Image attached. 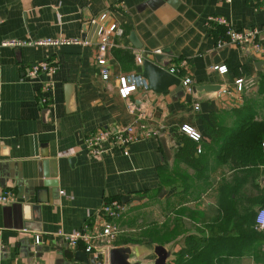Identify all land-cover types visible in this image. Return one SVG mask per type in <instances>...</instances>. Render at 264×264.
<instances>
[{
  "label": "crops",
  "instance_id": "crops-1",
  "mask_svg": "<svg viewBox=\"0 0 264 264\" xmlns=\"http://www.w3.org/2000/svg\"><path fill=\"white\" fill-rule=\"evenodd\" d=\"M210 15L224 17L236 30L264 24V7L252 0H0V190L13 193L11 203L0 202V264H84L64 258L68 247L57 232L71 233L85 223L101 227L109 221L101 212L106 202L125 205L112 220L121 232L111 247L128 246L129 260L140 264L154 262L156 245L171 250L168 263L188 235L207 236L208 226H219L225 240L233 241L235 219L248 211L253 217L264 206V160L234 167L230 150H219L230 144L223 145V134L248 115L241 106L257 108L261 120L264 59L244 47L218 46L223 27H208ZM111 23L122 33L109 35L110 76L103 80L97 30ZM45 37H86L91 43L3 45ZM259 39L264 47V34ZM155 49L161 53L152 55ZM137 54L159 57L163 68L178 69L180 80L190 76L192 92L171 85L167 93L138 89L121 98L117 78L142 74ZM47 60L56 65L53 71L26 73ZM44 84H51L47 105L39 101ZM131 123H143L156 135L139 136L123 148L105 143L98 157L86 153L87 133ZM184 124L200 134L194 165L177 155L189 137L180 129ZM38 175L44 185L18 198V183ZM252 227L262 236L250 243L255 252L246 246L227 256L231 264L264 253V229ZM246 239L241 237L243 245ZM68 249L86 253L82 245ZM101 255L107 264V251Z\"/></svg>",
  "mask_w": 264,
  "mask_h": 264
},
{
  "label": "built area",
  "instance_id": "built-area-1",
  "mask_svg": "<svg viewBox=\"0 0 264 264\" xmlns=\"http://www.w3.org/2000/svg\"><path fill=\"white\" fill-rule=\"evenodd\" d=\"M230 2L231 0H223ZM254 3L264 7V0H252ZM101 19V18H100ZM206 25L208 27L221 26L223 27V35L217 39L218 46L235 45L247 48L251 50L256 56L264 59V47L259 39L261 34H264V24L259 27H250L244 29H233L230 23L222 16L210 15L206 19ZM122 33V30L116 23H111L107 28L99 25L97 30V65L99 67V74L103 80H107L110 76V68L107 65L106 51L109 45V35L112 32ZM91 40L83 37L63 38V37H45L35 40H20V41H7L3 42V45L9 46H23V45H37V46H66V45H87ZM161 49H155L153 54H160ZM135 62L142 64L143 57L139 54L135 55ZM185 60L179 62L183 64ZM56 68V65L50 61H39L31 64L26 73L29 76H35L38 73H49ZM213 69L223 74L227 72L225 65H215ZM170 73L176 75L178 69L171 67L167 69ZM118 93L121 98H128L129 95L137 91L138 89L147 91L149 90L148 81L139 73H128L121 75L117 78ZM181 85L189 93L192 92V79L190 76H186L180 80ZM236 90L241 91L243 84L242 79L235 80ZM51 84H44L42 86L39 101L43 105H47L50 102L49 91ZM131 113H134L138 108L134 103H129L127 106ZM197 109V108H196ZM139 111V110H138ZM142 114L138 112L137 119H140ZM260 119L264 121V109L260 113ZM181 131L187 134L195 141L200 139V134L197 133L191 126L184 124L181 126ZM156 135V131L148 129L143 123L127 124L117 129L99 128L95 131L89 132L84 136L83 145L86 153L93 157L101 156L104 153L103 145L110 143L112 147L123 148L132 141L136 140L139 136ZM264 150V141L261 144ZM13 193L9 189L0 190V202L8 204L12 202ZM101 212L109 217V221L105 222L101 227L97 225H91L85 223L80 229L66 233L61 230L57 232V235L61 237L68 248H77L83 246L84 251L87 254H93L95 258H98L102 253L108 251L121 230L112 222L114 218H118L122 212L125 211V205L120 201L106 202ZM254 224L257 229H264V206L258 207L254 212ZM35 243H39V235H35Z\"/></svg>",
  "mask_w": 264,
  "mask_h": 264
},
{
  "label": "trees",
  "instance_id": "trees-1",
  "mask_svg": "<svg viewBox=\"0 0 264 264\" xmlns=\"http://www.w3.org/2000/svg\"><path fill=\"white\" fill-rule=\"evenodd\" d=\"M262 97L264 98V92L262 93ZM239 109L247 111L248 115L239 119L240 123L238 125L235 124L233 129L223 134L221 138L223 145L225 142L230 144H228V147H221L219 150H230L231 154L237 160V162L234 160V167L240 165H255L258 161L264 160V150L261 146L264 141V121L255 118L258 110L253 106L244 105ZM218 135L219 133H216V136ZM197 144V141L190 137L183 138V145L178 149L177 155L190 165H194L193 153L197 149ZM239 145L243 146L241 147ZM242 152L246 153L245 155L248 157L247 161H240ZM235 220L236 226L242 227L245 225L246 227H243L241 230L234 226L231 230L232 233H234L233 241L230 239L225 240V236L221 235L223 230H221L219 226H217L218 230L208 226L207 236L188 235L185 248L175 252L174 257L167 264H231V260H229V257L227 259V256L239 255L242 248L246 246H249L252 252L253 250L250 243H252L254 237H262L252 227L254 226V214L252 217V213L248 211ZM241 232L244 236L247 235L244 245L240 240L241 237L243 238ZM263 257L264 253L260 252L258 260Z\"/></svg>",
  "mask_w": 264,
  "mask_h": 264
},
{
  "label": "water",
  "instance_id": "water-1",
  "mask_svg": "<svg viewBox=\"0 0 264 264\" xmlns=\"http://www.w3.org/2000/svg\"><path fill=\"white\" fill-rule=\"evenodd\" d=\"M87 27V24L85 25ZM138 46L137 43H133ZM142 76L148 81L149 88L153 91L160 93H167L168 86L174 85L176 88H181L180 78L160 65V58L154 56V60L146 58L142 62ZM41 175L37 178L21 180L18 183L17 190L18 198H24L30 196L33 189L43 186L44 181H40ZM17 207L26 208L28 204L17 203ZM155 253L157 257L152 264H167V260L171 254L170 249H166L162 245L155 246ZM64 258L70 261L74 256V259L82 261L84 264H104L105 257L100 255L95 258L93 254H86L82 251H71L65 248L63 251ZM131 249L128 246H113L107 251V264H140L138 261H130Z\"/></svg>",
  "mask_w": 264,
  "mask_h": 264
},
{
  "label": "rangeland",
  "instance_id": "rangeland-1",
  "mask_svg": "<svg viewBox=\"0 0 264 264\" xmlns=\"http://www.w3.org/2000/svg\"><path fill=\"white\" fill-rule=\"evenodd\" d=\"M235 264H240V262H235ZM244 264H264V257L258 261L252 260L250 262H244Z\"/></svg>",
  "mask_w": 264,
  "mask_h": 264
}]
</instances>
